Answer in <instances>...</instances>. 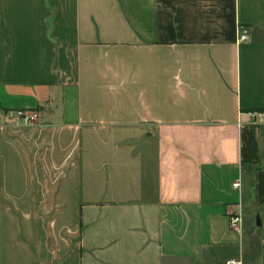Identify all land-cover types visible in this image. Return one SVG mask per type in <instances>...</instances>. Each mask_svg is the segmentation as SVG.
Here are the masks:
<instances>
[{"label":"crops","instance_id":"0c3cea01","mask_svg":"<svg viewBox=\"0 0 264 264\" xmlns=\"http://www.w3.org/2000/svg\"><path fill=\"white\" fill-rule=\"evenodd\" d=\"M247 111L264 0H0V264H264Z\"/></svg>","mask_w":264,"mask_h":264},{"label":"built area","instance_id":"2783aa9c","mask_svg":"<svg viewBox=\"0 0 264 264\" xmlns=\"http://www.w3.org/2000/svg\"><path fill=\"white\" fill-rule=\"evenodd\" d=\"M246 38V32L244 29H242L241 26H238V29L236 31V41H242ZM247 114L250 116L258 115L262 119H264V111H247ZM39 116V111L34 108H12L7 109L4 112V118L6 122H13V123H22V124H31L34 121L37 120ZM231 187L233 189H237L239 187V180L238 178H235L231 182ZM228 225L231 229H239L240 223H241V214L239 209L235 211H231L228 215ZM226 264H240L239 260L229 258L226 261Z\"/></svg>","mask_w":264,"mask_h":264},{"label":"rangeland","instance_id":"374dc122","mask_svg":"<svg viewBox=\"0 0 264 264\" xmlns=\"http://www.w3.org/2000/svg\"><path fill=\"white\" fill-rule=\"evenodd\" d=\"M14 124H16V123H14ZM38 180H32L31 182H33L34 184H35V186H38V182H37ZM49 182V183H48ZM47 183H48V185H50L53 181H48ZM41 184V183H40ZM42 186V185H41ZM34 214V213H33ZM36 214V213H35ZM0 219H5V212H0Z\"/></svg>","mask_w":264,"mask_h":264}]
</instances>
